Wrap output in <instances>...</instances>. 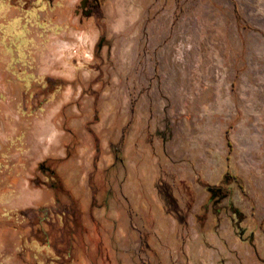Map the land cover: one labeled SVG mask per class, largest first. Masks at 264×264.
<instances>
[{
	"label": "rangeland",
	"instance_id": "obj_1",
	"mask_svg": "<svg viewBox=\"0 0 264 264\" xmlns=\"http://www.w3.org/2000/svg\"><path fill=\"white\" fill-rule=\"evenodd\" d=\"M80 1L0 0V264H264V0Z\"/></svg>",
	"mask_w": 264,
	"mask_h": 264
},
{
	"label": "crops",
	"instance_id": "obj_2",
	"mask_svg": "<svg viewBox=\"0 0 264 264\" xmlns=\"http://www.w3.org/2000/svg\"><path fill=\"white\" fill-rule=\"evenodd\" d=\"M264 116V113H263ZM258 117V116H257ZM197 130L199 131V133L197 134L198 137L196 138V142L197 144H201L202 146H211L213 144L216 145H220L221 144V140H222V132L223 131H227V129H223L222 126L220 125H216L213 127H209L206 128L205 126L201 125V127H199V125H197ZM214 131V133L212 132ZM212 133V134H211ZM213 134H215V136L213 137ZM212 135V137H211ZM224 136V135H222ZM226 140V138H225ZM215 155L218 157L219 155L214 154L211 155V153L209 152H205V150L203 149V157L202 158H196L193 157V159H186V157H183V161L182 163H180V155L178 156L179 160H178V166H177V179H178V183L182 184H186L188 183V185L193 186V190L195 192V207L198 209L199 206L201 205L202 201L199 200L202 196V192H201V187H200V180L198 178H200L201 180H203L204 182L211 184L213 176L214 177H218L221 173V163H220V158H216L215 160L212 159V157ZM187 161H189V163H187ZM193 163L194 165L190 164ZM212 164L214 165L212 167ZM213 168V169H212ZM213 170V171H212ZM199 182H198V180ZM212 187L208 186L207 187V191L210 195V189ZM203 197V196H202Z\"/></svg>",
	"mask_w": 264,
	"mask_h": 264
},
{
	"label": "flooded vegetation",
	"instance_id": "obj_3",
	"mask_svg": "<svg viewBox=\"0 0 264 264\" xmlns=\"http://www.w3.org/2000/svg\"><path fill=\"white\" fill-rule=\"evenodd\" d=\"M101 0H81L80 1V8L82 10V13H84L85 15H93L94 11L96 9H98V7L100 6ZM103 38L100 39V43L101 44L103 42ZM40 169L44 172V173H50V175H48L49 179H52L51 176H55V172L49 168V166H47L46 164L41 163L40 164ZM50 186H52V188L56 191H63L64 187L61 185L60 180L57 181L56 183L51 184ZM210 195H209V201L210 202H214V203H219L225 196V192L223 191V189L221 187H212L210 189Z\"/></svg>",
	"mask_w": 264,
	"mask_h": 264
},
{
	"label": "bare ground",
	"instance_id": "obj_4",
	"mask_svg": "<svg viewBox=\"0 0 264 264\" xmlns=\"http://www.w3.org/2000/svg\"><path fill=\"white\" fill-rule=\"evenodd\" d=\"M79 36V43L82 44L83 40L85 39L84 35H80V34H77ZM56 43V44H55ZM72 43L70 42H59V40H57V42H53L52 43V48L54 47V45L56 46V50L59 52V54H62V51L64 50L65 47H69L71 46ZM56 57H59V55H56ZM64 63H68L67 60L65 59V61H63ZM53 129L50 125L48 124H44V127H43V130H42V135H41V140L44 142L46 140H49L52 138L53 136ZM55 132V131H54Z\"/></svg>",
	"mask_w": 264,
	"mask_h": 264
}]
</instances>
